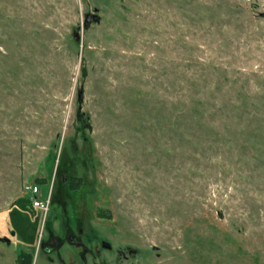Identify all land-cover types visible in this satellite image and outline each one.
Returning a JSON list of instances; mask_svg holds the SVG:
<instances>
[{"label":"rangeland","instance_id":"1","mask_svg":"<svg viewBox=\"0 0 264 264\" xmlns=\"http://www.w3.org/2000/svg\"><path fill=\"white\" fill-rule=\"evenodd\" d=\"M73 197L104 264H264V0H0V264Z\"/></svg>","mask_w":264,"mask_h":264},{"label":"flooded vegetation","instance_id":"2","mask_svg":"<svg viewBox=\"0 0 264 264\" xmlns=\"http://www.w3.org/2000/svg\"><path fill=\"white\" fill-rule=\"evenodd\" d=\"M63 182H66L64 180ZM68 185H70V182H67ZM76 188H72L68 186L66 189V195L68 190L75 191ZM78 189V188H77ZM56 193V192H55ZM55 193H51L52 196L54 197ZM61 196L65 197L66 195H63L62 192H60ZM50 203V202H49ZM70 204L73 209V224L69 221L66 220L64 224L62 225L61 223V229L60 232H55V229L50 228V232L48 233V238L47 239H42L40 242V246L43 248L45 254H47L46 259L51 260V255L53 254L54 257L56 258V261L58 264H72V261L76 262H82V264H87V255L91 254L93 255L96 259L92 260V264H104L100 260V251L98 248H94L93 250H89L86 246L85 243L82 240L83 233V219L82 215L78 213V205L83 206V202H78L76 201V197H73L72 200H70ZM84 209V206H83ZM99 213V212H98ZM91 220V219H88ZM103 243V242H101ZM101 245V244H100ZM65 246H72L76 248L75 254L71 255L70 252H66L62 248ZM24 253L23 257L21 258L20 261H17V258L20 254ZM32 255L30 253L26 252H21L17 255L15 258V264H31L32 263Z\"/></svg>","mask_w":264,"mask_h":264},{"label":"built area","instance_id":"3","mask_svg":"<svg viewBox=\"0 0 264 264\" xmlns=\"http://www.w3.org/2000/svg\"><path fill=\"white\" fill-rule=\"evenodd\" d=\"M25 193L31 196L32 199V206L43 212L48 211V206L50 202V193L48 194L45 201H42L38 196H40V186L36 184L26 185L24 187Z\"/></svg>","mask_w":264,"mask_h":264},{"label":"water","instance_id":"4","mask_svg":"<svg viewBox=\"0 0 264 264\" xmlns=\"http://www.w3.org/2000/svg\"><path fill=\"white\" fill-rule=\"evenodd\" d=\"M91 21L99 22L100 19H99L98 16H95V15L93 16L91 14H86L85 15V19H84V27H87L88 24L91 23ZM82 94H83L82 91H80L79 94H78V100H79V102L82 101V97H83Z\"/></svg>","mask_w":264,"mask_h":264},{"label":"trees","instance_id":"5","mask_svg":"<svg viewBox=\"0 0 264 264\" xmlns=\"http://www.w3.org/2000/svg\"><path fill=\"white\" fill-rule=\"evenodd\" d=\"M34 183H35L36 185H39V186L45 185V181H43V180H37V181H35ZM99 216H100V217H106L104 213H103V214L99 213ZM23 255H24V253L20 254V255L18 256V258H17V261H20L21 258L23 257Z\"/></svg>","mask_w":264,"mask_h":264}]
</instances>
